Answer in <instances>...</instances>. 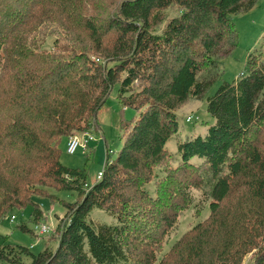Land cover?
Returning a JSON list of instances; mask_svg holds the SVG:
<instances>
[{"label":"trees","instance_id":"16d2710c","mask_svg":"<svg viewBox=\"0 0 264 264\" xmlns=\"http://www.w3.org/2000/svg\"><path fill=\"white\" fill-rule=\"evenodd\" d=\"M257 1L124 0L103 25L78 14L77 0H0V221L49 187L77 190L81 198L68 204L56 250L3 245L0 261L23 264L29 255L30 264H153L191 203V188L208 187V217L159 264H242L248 255L264 264L262 51L249 53L235 81L222 80L239 41L233 15ZM173 5L178 13L159 31L156 11ZM52 22L86 31L96 58L45 52L39 30ZM138 80L144 86L136 93ZM219 80L207 102L215 122L179 141L178 165L161 177L158 169L173 157L167 142L179 132L177 111ZM117 82L121 106L138 113L121 120L120 150L114 159L108 154L103 176L87 190L86 170L62 164L61 143L98 123ZM34 205V217H42ZM95 208L118 223L95 227L88 220ZM133 216L151 217V226Z\"/></svg>","mask_w":264,"mask_h":264},{"label":"rangeland","instance_id":"374dc122","mask_svg":"<svg viewBox=\"0 0 264 264\" xmlns=\"http://www.w3.org/2000/svg\"><path fill=\"white\" fill-rule=\"evenodd\" d=\"M81 4L80 11L82 17L94 19L98 24H106L109 19L118 13L119 6L124 0H77ZM176 5L164 10H157L153 19L154 27L162 31L169 18L178 13ZM233 21L239 33V41L233 53L224 60V75L222 80L235 81L243 72L247 57L251 52L262 51L264 55V0H258L255 6L247 12L233 15ZM102 25V26H103ZM153 27V28H154ZM114 33L106 36V39L114 37ZM39 40H44L42 49L45 52L55 54L58 57H71L78 54H86L92 59L96 58L92 50L93 44L88 33L80 29L70 31L64 29L59 23H47L39 30ZM262 47V48H261ZM204 74L200 75V79ZM222 80L214 82L209 86L202 98H190L186 104L179 108V132L167 142V148L173 153L172 159H167L158 169L161 177L172 172L171 166H177L180 160L178 143L187 135L204 134L215 122L214 117L207 108L208 98L213 96L220 86ZM144 83L138 80L134 84V91L142 90ZM120 84L117 82L107 99L105 105L98 114V123L91 124L84 132L76 135L81 136L85 132L93 135L94 140L89 142L88 147L79 148L74 154L67 151V139L61 143V162L70 168L85 169L87 173V184L85 189L93 187L99 179V173L104 171L108 154L110 159H114L122 145L121 120L131 119L137 115V110L132 107H122L119 101ZM188 116H193V120L187 121ZM171 164V165H170ZM178 178V177H176ZM207 180H202L206 182ZM178 182H186L178 179ZM177 184L180 187L182 184ZM183 186V185H182ZM152 188V186H149ZM192 201L185 210L180 213L175 226L169 230L162 244L157 247L156 260L153 264H159L172 246L179 241L193 226L203 221L210 213V188H191ZM77 190L56 189L49 187L42 196L33 197V203L25 208H14L10 210L0 221V247L3 245H20L27 247L31 253L38 254L46 248L56 250L59 238L66 222L68 204L80 201ZM37 204L43 212L40 218L34 217V208ZM146 214H148V204ZM147 216V215H146ZM12 217H15L12 220ZM139 223L151 226V217H131ZM88 220L98 228L101 224L116 225L118 219L115 215L105 210L93 209ZM46 223L56 230L50 235H40L39 226ZM21 225L27 229L22 230ZM32 257L22 256L23 264H30ZM253 256L248 255L242 264H252ZM0 264H9L0 261Z\"/></svg>","mask_w":264,"mask_h":264},{"label":"built area","instance_id":"2783aa9c","mask_svg":"<svg viewBox=\"0 0 264 264\" xmlns=\"http://www.w3.org/2000/svg\"><path fill=\"white\" fill-rule=\"evenodd\" d=\"M193 120V116H188L187 121ZM94 140V137L91 133L85 132L83 135H73L69 137L67 142V151L70 154H74L79 148L88 147L89 142ZM103 176V172L99 173V178ZM15 217H12V220H14ZM39 229L40 235H50L56 233V230L51 228L46 223H41L39 226H37Z\"/></svg>","mask_w":264,"mask_h":264},{"label":"crops","instance_id":"0c3cea01","mask_svg":"<svg viewBox=\"0 0 264 264\" xmlns=\"http://www.w3.org/2000/svg\"><path fill=\"white\" fill-rule=\"evenodd\" d=\"M68 140V139H67Z\"/></svg>","mask_w":264,"mask_h":264}]
</instances>
